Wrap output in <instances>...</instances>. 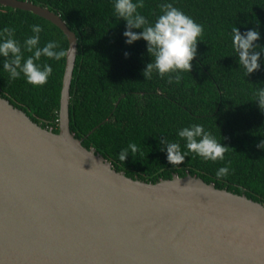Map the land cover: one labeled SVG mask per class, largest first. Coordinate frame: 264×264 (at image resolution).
<instances>
[{"label": "trees", "instance_id": "1", "mask_svg": "<svg viewBox=\"0 0 264 264\" xmlns=\"http://www.w3.org/2000/svg\"><path fill=\"white\" fill-rule=\"evenodd\" d=\"M20 1L56 13L76 36L69 128L85 148H94L113 169L132 179L154 183L189 173L264 205V148L258 147L264 141V112L254 97L256 90L264 88V54L259 68L246 75L232 47L231 32L233 27L242 35L256 30L260 38L254 43L264 48V0H143L145 7L138 11L149 23L160 14L158 5L171 3L203 25L191 71L180 73L178 85L156 72L145 80L142 73L152 59L147 42L126 43V21L114 15L115 0ZM33 24L44 29L41 47L55 40L67 50L68 41L58 27L30 12L0 5V32L5 27L14 29L21 45L32 35ZM132 31L140 34L142 30ZM3 61L0 57V97L42 128L57 133L65 57L60 61L41 58L39 63L53 69L42 87L26 83L23 74L9 80ZM192 124L203 125L229 148L223 160L204 161L190 153L180 165L168 162L160 140L176 142L178 131ZM130 142L140 152L135 157L130 153L121 162L119 153ZM180 144L186 151L184 141ZM224 166H230V171L218 179L216 172Z\"/></svg>", "mask_w": 264, "mask_h": 264}, {"label": "water", "instance_id": "2", "mask_svg": "<svg viewBox=\"0 0 264 264\" xmlns=\"http://www.w3.org/2000/svg\"><path fill=\"white\" fill-rule=\"evenodd\" d=\"M0 5L68 41L57 133L0 97V264H264L262 203L189 173L132 179L85 148L69 128L75 34L29 1Z\"/></svg>", "mask_w": 264, "mask_h": 264}, {"label": "clouds", "instance_id": "3", "mask_svg": "<svg viewBox=\"0 0 264 264\" xmlns=\"http://www.w3.org/2000/svg\"><path fill=\"white\" fill-rule=\"evenodd\" d=\"M144 7L143 0L138 2L115 0L114 15L126 21L127 30L123 35L127 44L141 39L147 42V53L152 59L142 73L145 80L151 79L153 72H156L161 79L167 76L169 84L175 82L178 85L182 80L180 73L191 71L197 43L204 31L203 25L197 24L171 3L158 5L160 14L154 22L149 23L148 19L138 11ZM30 27L32 35L24 40L23 45L14 38L15 30L5 27L0 32V57L4 58L3 70L8 73L9 80L19 79L23 74L26 83L33 87H42L48 82L53 69L47 63H39L41 58L60 61L67 53L55 40L48 41L41 47L40 34L44 29L38 24ZM132 29L142 31L140 34H135ZM231 32L232 47L237 54L239 66L245 70L246 75L255 72L259 68L258 61L264 54V48H259L254 43L260 38V33L251 30L242 35L236 27H233ZM257 48L260 50L257 51ZM25 52L30 55L25 57ZM125 56L127 57V53ZM254 97L260 110L264 112V88L256 90ZM178 137L176 142L164 138L160 140V144L163 145L161 150H166L167 160L172 165L182 164L190 153L194 154L193 158L200 157L204 161L223 160L229 149L222 146L221 142L200 124L184 127L178 131ZM181 140L184 141L186 149L183 152ZM258 147L264 148V141ZM139 152V146L130 142L120 151L119 160L123 162L130 153L135 157ZM229 171L230 166L221 167L216 172V176L218 179L226 177Z\"/></svg>", "mask_w": 264, "mask_h": 264}]
</instances>
